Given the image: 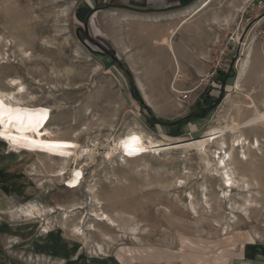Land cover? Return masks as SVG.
Here are the masks:
<instances>
[{
  "label": "rangeland",
  "instance_id": "1",
  "mask_svg": "<svg viewBox=\"0 0 264 264\" xmlns=\"http://www.w3.org/2000/svg\"><path fill=\"white\" fill-rule=\"evenodd\" d=\"M0 53V89L8 77L24 86L11 105L48 106L46 131L90 153L55 176L61 159L18 154L0 138V264H264V127L242 129L259 152L228 150L245 189L224 188L195 149L109 152L134 126L177 141L237 121L232 101L242 93L264 110V0H0ZM70 166L82 167L81 180ZM29 202L60 209L28 218L18 211ZM102 212L114 225L96 220Z\"/></svg>",
  "mask_w": 264,
  "mask_h": 264
},
{
  "label": "bare ground",
  "instance_id": "2",
  "mask_svg": "<svg viewBox=\"0 0 264 264\" xmlns=\"http://www.w3.org/2000/svg\"><path fill=\"white\" fill-rule=\"evenodd\" d=\"M157 44L158 45H165L167 48V51L175 58L177 67L180 66V65H178V62H177V55H176V52L174 50L173 44L169 40V38H163ZM243 52H244V53H242L243 56L239 60L240 61V71H239L238 79L234 83V89H235L234 93H236V94H239L238 91H242V81L244 80L243 77L246 75L247 68L251 62L252 48L248 46L245 48V50ZM1 56H2V53H0V59L2 58ZM24 56L28 57L25 55V53H24ZM6 84L8 86L10 85L9 86L10 88L7 89V91L6 90L2 91L0 89V99H3L6 104H8L14 108L47 109L48 110L47 111V118L43 121V124H42L41 128L39 129L40 134L37 135L33 132H27L26 135H28L30 138L34 139L37 142H41V141L57 142V141H59V142H66V143L71 144V145H76V147H73V148L63 149L62 151L65 154L61 155V154H59L60 150L50 151L45 147L37 146L34 144H29L28 147H22L20 145L26 143V141H19L18 143L14 144L11 140L6 139V138H2V139H5L6 142L12 148L19 151L18 154L25 153V152H22L20 149H28V150H32V152H37V151L44 152L45 156H47V157H58L59 159H61L60 165H62V167L53 171L55 176L65 173V170L68 167L67 162L69 160H70V162L72 160H73V162H76L79 159L84 160V157L90 158V153H88V152L86 153L84 151L78 150L76 141L72 135L67 137V136H63V135L61 136L60 134H56L54 132L48 133L46 131L45 127L48 125L50 117H51V110L48 108V106L29 108V107H24V106H19V105H16V106L11 105L9 100L11 99V97L13 98L14 94H21L22 95L24 93V86L19 81V79L17 77H8L6 80ZM138 85L140 86V89L142 92V98L144 99V101L147 104H149L152 108H154V106L152 105V101L150 100V97H148V95L144 91L143 85L141 84V82L139 80H138ZM11 86H14V87L11 88ZM242 96L244 97L243 100H240L241 99L240 98L239 100L232 101V104L234 105V108H235L234 109L235 113L237 114V115L234 114L237 118V121L234 118L235 120L231 119L230 123H226L224 125L220 124L218 126H212V127L207 128L206 131L199 137H196V138L192 137L189 139L177 140V141H163L161 139L154 138L149 134L146 135L145 133H143L142 129L139 130L138 128H140V126H138V127L134 126L132 128H128L124 133H122L121 136H119L114 141V144L111 145L109 152H114L115 154L117 152V154H119L120 156H122L124 158H132L133 159L136 156L144 154V152L145 153L146 152L147 153H150V152L151 153H159L161 151H165L168 149H176V148H180L182 150H186L189 148L195 149L197 154L200 155L201 159L204 161V163L206 165L205 169L212 172L215 176L219 177L222 181V185L224 188H226V189H233V188L245 189L243 187H240V185L238 184V180L235 179V177L233 176V170L231 168V163L233 161V158L231 157V153H229L228 150H232L234 147L244 149L245 146H247L251 150L252 149L255 151L261 150L259 139L257 137H254V139L250 142L248 140V137L245 136L244 133L242 132V129H250L252 127H258V126L264 127V110H261L258 108V106L255 103V100L251 97V95L248 92L242 93ZM229 97H230V95L227 96L228 99H230ZM263 106H264V103H263ZM243 110L246 112L250 111L252 113V116L249 117L248 119L242 121V122H238L239 118L237 116ZM227 116L225 115L224 119H226ZM239 117H240V115H239ZM227 119L229 120V118H227ZM0 131H4L6 136L7 135H19V133H17L15 131L14 127L8 128L7 125H5L2 129H0ZM227 134H230L232 137L230 145H227V143L225 141V136ZM132 136L139 137V141L138 142L132 141L130 139V137H132ZM123 142H127V144H128L127 150H126ZM132 148H143L144 150L136 152L132 155H129L128 150H130ZM106 152H108V151H106ZM27 153H29V152H27ZM209 153H211L212 155L209 156ZM238 157H239V159H244V160L248 159V156L246 155V153L244 151L241 152V154H238ZM68 169L70 170L69 176L70 177L72 176L71 179L73 180V182L79 181L82 179V177L84 175L82 167L79 168L77 166H74V167L70 166V168H68ZM76 172L81 173L79 178H77L75 176ZM242 173H244V172H242ZM241 179L243 180V186L246 184L245 186L248 189L249 184L246 183L243 176ZM217 199H218V201H222L221 198H217ZM252 200L253 199H250V198H243L244 203H242V205L245 206L246 204H250V201H252ZM192 203H193V201H191V204ZM58 209H60V207H50L47 210H45V209L39 208V206L36 203L29 202L27 205L21 206L18 213L19 212L23 213V215H25V217L28 216V218H31V217H34V215L45 216V215H48L51 213H55V212H57ZM94 215L96 216L95 217L96 220L107 219L108 221H110L109 223H111V224L114 223L113 222L114 220H112L107 214H105L103 212L102 213H95ZM131 230H136V229L134 227H132Z\"/></svg>",
  "mask_w": 264,
  "mask_h": 264
},
{
  "label": "snow or ice",
  "instance_id": "3",
  "mask_svg": "<svg viewBox=\"0 0 264 264\" xmlns=\"http://www.w3.org/2000/svg\"><path fill=\"white\" fill-rule=\"evenodd\" d=\"M22 90V89H21ZM47 109H26V108H14L5 103L3 99H0V129L5 125L8 128H15V131L19 135H5L4 131H0V138H6L11 140L14 144L19 141H26V143L21 144L22 147H28L29 144H34L37 146H42L50 151L60 150L59 154L64 155L63 149L73 148L76 145H71L66 142H51V141H41L37 142L34 139L26 135L27 132H33L37 135L40 134L39 129L41 128L43 121L47 118ZM132 141H139V137H130ZM126 150L128 149L127 142H123ZM143 148H132L128 150V154L132 155L136 152L143 151ZM80 172H76L75 176L79 178Z\"/></svg>",
  "mask_w": 264,
  "mask_h": 264
},
{
  "label": "built area",
  "instance_id": "4",
  "mask_svg": "<svg viewBox=\"0 0 264 264\" xmlns=\"http://www.w3.org/2000/svg\"><path fill=\"white\" fill-rule=\"evenodd\" d=\"M179 94H180V98H179V99H181V101L184 100V98L188 97L186 91H182V92H180Z\"/></svg>",
  "mask_w": 264,
  "mask_h": 264
},
{
  "label": "trees",
  "instance_id": "5",
  "mask_svg": "<svg viewBox=\"0 0 264 264\" xmlns=\"http://www.w3.org/2000/svg\"><path fill=\"white\" fill-rule=\"evenodd\" d=\"M227 76V75H226ZM139 102H140V104L141 105H144L143 103H142V101L141 100H139ZM145 107V106H144ZM145 108H147V107H145ZM207 110V108H205V111ZM155 122H158V120H156L155 118L153 119Z\"/></svg>",
  "mask_w": 264,
  "mask_h": 264
}]
</instances>
